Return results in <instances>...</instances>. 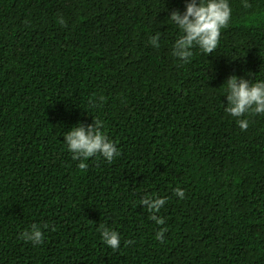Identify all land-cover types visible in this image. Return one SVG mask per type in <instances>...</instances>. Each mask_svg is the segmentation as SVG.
Segmentation results:
<instances>
[{
	"label": "trees",
	"instance_id": "obj_1",
	"mask_svg": "<svg viewBox=\"0 0 264 264\" xmlns=\"http://www.w3.org/2000/svg\"><path fill=\"white\" fill-rule=\"evenodd\" d=\"M186 2L0 0V264H264V114L241 130L223 85L264 79V0H229L213 53L180 61ZM94 121L120 155L81 169L63 134Z\"/></svg>",
	"mask_w": 264,
	"mask_h": 264
},
{
	"label": "clouds",
	"instance_id": "obj_2",
	"mask_svg": "<svg viewBox=\"0 0 264 264\" xmlns=\"http://www.w3.org/2000/svg\"><path fill=\"white\" fill-rule=\"evenodd\" d=\"M231 18L229 0H188L184 4V10H173L167 19L180 31V35L172 46V56L180 61H187L192 56V49L198 47L204 54H211L217 48L221 30L227 27ZM160 36H153L149 44L153 48L159 47ZM224 85L227 105L225 112L231 117L237 118V124L241 130L248 128V120L241 119L245 114L254 112L264 114V79L255 80L235 75L230 76ZM102 124L94 121L93 124L85 125L78 123L63 134V143L72 154V159L81 161L79 167L85 168L83 161L94 156H100L107 162H112L120 155L117 146L108 139L102 129ZM173 194L184 199V190L177 186ZM167 200L155 195H146L140 199V205L144 206L149 213L150 219L157 225L164 223L163 218H158L155 213L166 204ZM102 243L116 250L120 246L118 232L111 228L100 226ZM164 230L156 234V239L162 240ZM22 239L31 244L39 245L44 239L41 228L32 225L25 230Z\"/></svg>",
	"mask_w": 264,
	"mask_h": 264
}]
</instances>
